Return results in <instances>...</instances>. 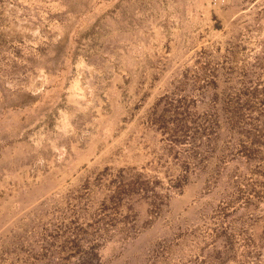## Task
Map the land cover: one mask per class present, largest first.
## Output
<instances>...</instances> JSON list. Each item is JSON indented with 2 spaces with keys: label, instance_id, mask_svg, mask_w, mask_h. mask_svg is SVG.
Masks as SVG:
<instances>
[{
  "label": "rangeland",
  "instance_id": "rangeland-1",
  "mask_svg": "<svg viewBox=\"0 0 264 264\" xmlns=\"http://www.w3.org/2000/svg\"><path fill=\"white\" fill-rule=\"evenodd\" d=\"M0 264H264V0H0Z\"/></svg>",
  "mask_w": 264,
  "mask_h": 264
},
{
  "label": "built area",
  "instance_id": "built-area-1",
  "mask_svg": "<svg viewBox=\"0 0 264 264\" xmlns=\"http://www.w3.org/2000/svg\"><path fill=\"white\" fill-rule=\"evenodd\" d=\"M215 1V3H217L218 2V0H214Z\"/></svg>",
  "mask_w": 264,
  "mask_h": 264
}]
</instances>
